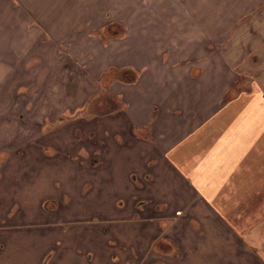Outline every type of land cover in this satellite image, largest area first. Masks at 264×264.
<instances>
[{"label":"crops","instance_id":"obj_1","mask_svg":"<svg viewBox=\"0 0 264 264\" xmlns=\"http://www.w3.org/2000/svg\"><path fill=\"white\" fill-rule=\"evenodd\" d=\"M150 1L0 0V264L13 159L61 171L38 264H264V0Z\"/></svg>","mask_w":264,"mask_h":264},{"label":"rangeland","instance_id":"obj_2","mask_svg":"<svg viewBox=\"0 0 264 264\" xmlns=\"http://www.w3.org/2000/svg\"><path fill=\"white\" fill-rule=\"evenodd\" d=\"M147 0H144L145 8L150 9L149 4L151 3L146 2ZM150 1V0H148ZM151 2V1H150ZM131 8V7H129ZM114 25V24H113ZM120 25V24H119ZM256 69L250 71V74L256 75L257 77H261L264 74V66H255ZM4 88H1L0 90V99L2 96L7 98V89L3 90ZM9 97V96H8ZM65 121V120H64ZM19 120H14L11 118H0V127H2V130L0 131V145H7L6 141H9L7 138V135H5V130L3 128H10L12 129L14 126L20 125ZM3 133V134H2ZM8 152L0 151V163L3 162V160L6 158ZM14 160V159H13ZM13 160H11L9 166L10 168H7L6 175L10 176L11 183L13 182L12 189L10 188V195L11 197H14V200L17 202H22V204L26 203L25 207L22 206L20 210H18L16 217V223L17 224H10V236L14 237L15 239H22L25 238L26 242H31L30 245H26L25 248L22 246L12 247V256H14L16 259H11L10 264H38V257L39 253L42 251L40 248V243L43 241V231L46 229V227L55 226L54 223H56V216H46L44 215L41 210L39 209V201L42 196L54 194L59 195L60 192V182H54L56 179L61 178V174H59V166L52 167L53 170L48 169L46 171V175H38L36 176L33 172H30V179L28 178V182L31 181V185L29 183H26L25 186L22 188L24 195L19 193L17 190V183L16 181L20 182L22 180V177L24 175L29 174L28 172V166H20L17 164L15 166L16 172L12 171L11 164L13 163ZM15 161V160H14ZM23 164V162H20ZM23 181V180H22ZM65 184V183H64ZM16 198V199H15ZM18 198L22 199V201L17 200ZM26 199V200H25ZM69 203V200L67 201ZM73 204L70 201V205ZM76 206V203H74V207ZM43 207L46 208L48 211H56L54 201L52 199L45 200L43 203ZM15 207L12 209V213L15 212ZM24 210L26 212V215H21ZM53 212V214H54ZM40 214V215H39ZM0 215V222H2L4 219L7 222V219L5 217H2ZM50 219V222L47 220ZM72 222H69V224ZM1 227V226H0ZM56 228V227H55ZM54 228V230H55ZM1 229V228H0ZM43 230V231H41ZM46 232V231H45ZM45 240V238H44ZM159 241V246H161V250H165V247L162 244L161 240ZM60 245V242H58ZM113 249L116 250V245L112 246ZM16 249V251H15ZM39 254V255H38ZM52 254L51 251L47 252L45 256H50ZM45 258V257H44ZM41 264H44V259ZM51 264V263H49Z\"/></svg>","mask_w":264,"mask_h":264}]
</instances>
